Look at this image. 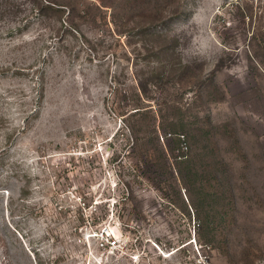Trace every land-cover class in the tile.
<instances>
[{"label":"rangeland","instance_id":"1","mask_svg":"<svg viewBox=\"0 0 264 264\" xmlns=\"http://www.w3.org/2000/svg\"><path fill=\"white\" fill-rule=\"evenodd\" d=\"M0 264H264V0H0Z\"/></svg>","mask_w":264,"mask_h":264},{"label":"built area","instance_id":"2","mask_svg":"<svg viewBox=\"0 0 264 264\" xmlns=\"http://www.w3.org/2000/svg\"><path fill=\"white\" fill-rule=\"evenodd\" d=\"M182 139L185 140L184 137H182ZM182 150H183L184 152H188V147H187L186 143H183V145H182Z\"/></svg>","mask_w":264,"mask_h":264}]
</instances>
